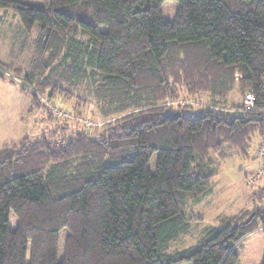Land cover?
<instances>
[{
  "label": "trees",
  "instance_id": "obj_1",
  "mask_svg": "<svg viewBox=\"0 0 264 264\" xmlns=\"http://www.w3.org/2000/svg\"><path fill=\"white\" fill-rule=\"evenodd\" d=\"M43 1L0 0L33 47L27 68L0 60V78H20L29 111L55 123L0 147V264H240L264 233V184L196 244L178 240L213 192V154L251 159L264 134V0H173V21L166 0ZM51 100L78 120L94 104L104 123L70 124Z\"/></svg>",
  "mask_w": 264,
  "mask_h": 264
},
{
  "label": "rangeland",
  "instance_id": "obj_2",
  "mask_svg": "<svg viewBox=\"0 0 264 264\" xmlns=\"http://www.w3.org/2000/svg\"><path fill=\"white\" fill-rule=\"evenodd\" d=\"M25 3L42 6L43 0H20ZM163 17L165 20L173 21L179 9V3L173 0H166L163 5ZM25 28L23 23L12 9L0 10V60L7 62L12 61L15 65L28 67L33 53V47L30 41H26L24 37ZM23 52L17 54V48L23 40ZM13 76L11 72L9 74ZM21 79L14 76V81L11 77L5 79L0 78V147L5 144L17 142L19 138L24 135L36 136L44 131L54 127L55 123H49L45 112H42L40 117L34 112H30L31 96L23 93L20 88ZM188 95H182L176 104L187 105L194 104L195 109L204 108L202 103L205 100H193ZM244 96L235 93L230 103L242 104ZM47 99V98H46ZM45 99V100H46ZM54 111L64 113V111L71 116L72 121H78L81 126L84 123H90L94 120L96 126L103 125V118L100 116L94 104H90L89 112H84L82 120L73 119L74 111L69 104L65 108L56 101H50ZM49 102V103H50ZM193 105V106H194ZM50 110V108L48 109ZM71 113H70V112ZM73 111V112H72ZM92 114H91V113ZM59 114V113H58ZM73 114V115H72ZM60 115V114H59ZM65 116V117H68ZM90 121V122H87ZM63 121H59L61 123ZM82 122V123H81ZM70 124H75L74 122ZM80 126V127H81ZM93 127V125L91 126ZM84 125V128H91ZM58 138L61 137L57 136ZM264 139V134L258 138L253 139L251 149V159H245L241 155H233L225 159L220 158L219 155L213 154L215 171L217 173L214 183L213 192L201 201L192 204L188 207V214L197 219L192 220L194 227L191 234L183 236L178 243L180 247H188L196 244L206 229L218 226L217 217L222 214H233L240 209L249 206L250 196L257 186L264 184V157L259 156L261 151V144ZM157 152L153 153L149 167L152 172L156 171ZM255 157V158H253ZM254 174H262L261 180H254ZM258 184V185H257ZM202 218V219H200ZM67 230L60 233V245L58 257L61 260L64 255V238ZM173 247V244H172ZM264 251V233L257 231L248 235L240 245V264H261L263 260ZM30 259V245L27 263Z\"/></svg>",
  "mask_w": 264,
  "mask_h": 264
},
{
  "label": "built area",
  "instance_id": "obj_3",
  "mask_svg": "<svg viewBox=\"0 0 264 264\" xmlns=\"http://www.w3.org/2000/svg\"><path fill=\"white\" fill-rule=\"evenodd\" d=\"M244 100H245V105H246L247 108H253L254 107V96H253L252 93H247ZM55 112L59 113L60 115L64 114L62 112H59L58 110H55ZM258 156H263L264 157V139L262 141L261 151H259V155Z\"/></svg>",
  "mask_w": 264,
  "mask_h": 264
}]
</instances>
